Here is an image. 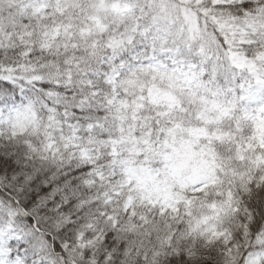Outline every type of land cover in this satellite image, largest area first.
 <instances>
[{
    "label": "trees",
    "instance_id": "1",
    "mask_svg": "<svg viewBox=\"0 0 264 264\" xmlns=\"http://www.w3.org/2000/svg\"><path fill=\"white\" fill-rule=\"evenodd\" d=\"M226 1L227 3L224 5H239L245 2V0L243 2ZM215 2L216 0H204L202 8L205 11L211 10L208 16L204 17L206 19L205 31L210 36H213L211 39L212 47L215 46L221 51L222 48L220 46L223 45V41L217 39L220 34L210 19L211 14L220 17L221 20H228L229 18L242 17L252 11L245 12L244 15H238V9L217 8L214 4ZM250 3L254 6V9L262 5L260 0H250ZM34 21L32 20L31 22ZM23 22H26V20L18 18L14 24L12 22L7 24L11 34L3 41V45H0V73H2L3 68L34 65L38 67L39 71L46 72L47 75L52 73L60 76L61 79L57 84L51 80L42 82L52 85V88L47 91L42 89L40 84L37 88L31 89L32 96L37 98V120L21 139L13 140L3 149H0V152L8 153L10 150L18 158L24 157L23 163L26 165L24 172L30 177H34L37 172H40L41 181L48 179L51 182L50 177L47 176L48 173L60 175L65 171L70 172L77 179L71 187L61 185L56 190L55 194L58 197L56 200H52V190L47 193L41 192L36 204L27 213H23L14 202L0 197L11 207H18V216L15 217V222L19 228L24 229L21 240H13L7 245L13 255L21 256L25 264H30L41 256L40 251L45 247V244H36L33 240L34 236L40 234L33 228L35 223L41 232L47 236L44 241L47 244L46 250L51 255V249H54L52 246L53 240L62 243L66 249L74 247L79 236L83 242H91V244L85 246L80 256L76 258L78 264H172L173 260H176L178 264H185V261L190 260L194 264L196 260L201 258L200 254H204L196 246L199 241L201 243L204 242L201 239L202 231L209 227L212 216L220 211L219 221L225 229H229L231 236L228 245L225 246V252H217L222 264H236L237 260L241 256L247 255L248 252L255 249H264V231L256 234L250 229L251 216L247 214L245 208L248 203V197L245 194L249 190V184L253 181L256 183L264 182L263 154L257 155V153L252 152L246 156V153L243 154L242 148L237 149L236 146L232 145V147L227 146L228 150L225 151L222 145L219 146L216 150L219 160L213 161V164L219 171L220 180L214 184V187L205 192L194 209L190 211L181 206L174 219L169 217L168 212L163 215L160 214L161 210L158 203L152 198L153 194H149L156 189L155 187H152L153 190L147 186L142 189L146 197L143 200V204L139 207L131 206L129 209L131 216L126 218L127 215L123 213L120 199L111 196V201L105 205L101 200V193L104 194L106 189L103 188L104 190L99 191L96 186H88L84 183L89 177L91 178L89 173L92 167L88 163L77 159L70 161L65 155H60V153L46 159L30 157L27 154L29 153L28 145L25 147L26 141L32 140L35 133H39V124H41L39 120L42 116H46L49 113L62 117V112L67 110L82 122L93 121L96 117L102 115L108 117L115 115L119 120L123 119L127 127L131 125V114L123 110L114 114L112 109L108 108L104 99V96L108 94V86L102 80H90L91 85L95 86V90L99 91V99L95 100L91 92L93 87L84 84L82 76L84 75L85 78L88 77L89 79L93 78V73L88 72H95L98 62L87 56V58L85 56L79 57V54L84 55V52L79 50L84 46L75 49L76 58H72L71 54L66 52L68 49L64 47V43L67 42V38L63 37L64 34L44 37L36 28L32 27L26 36V32L21 30ZM138 31L132 34L131 39L138 36ZM141 33L140 35L142 36ZM74 41V37L70 38V42ZM70 42H67L68 48ZM263 50L264 42H260L247 47L246 53L248 56H254L256 52ZM222 61L220 58L216 59L214 63L208 65V69L211 74H214L215 72L213 71L217 70L218 67H222L218 69L221 74L217 76V82L221 86L230 89L229 99H233L236 96L235 94H237V90L234 89V84L237 82L236 73L228 65H223ZM153 79L156 78L154 77ZM206 81L207 78L205 83ZM210 82L211 80L207 83L208 88L212 85ZM48 92L53 93L50 95ZM0 93L8 94L11 92L4 88L0 89ZM210 94L211 91L209 92ZM47 100L52 101L50 106L47 105ZM42 106L47 107L48 111H43ZM143 115L145 116L146 114ZM140 117H142V112ZM114 135H118V133ZM127 157L128 154L126 152L118 157L105 154L103 155L104 159L100 157L98 160L99 165L105 166L110 163V166L116 167L117 174H121L122 163H132L131 161H123L130 160ZM221 159L223 160L222 165ZM78 168L84 169V171L77 172L76 169ZM0 184L1 188L5 185L2 173H0ZM20 187H27L29 192H35L41 189V182L37 181L33 186L25 184ZM65 188H67L66 192L64 191ZM13 198L18 201L25 200V198L18 196ZM45 198H47V201H45ZM45 203L47 204L46 207ZM19 204L23 208V203ZM60 204H67V207L59 208L57 211ZM82 208L84 209L83 211H81ZM143 209L150 210L153 213H145L146 217L140 218L138 215ZM101 212L104 213L103 216ZM27 215L33 217L34 223H30L25 219ZM108 215L117 217V227H113L112 220L106 219ZM246 215L247 220L244 219ZM82 218L88 222L94 233L93 236L85 235L87 229L68 226L69 221L75 225ZM124 221L136 225L138 228L135 232H128L129 227H123ZM61 228H66L62 235L59 234ZM241 229H243L242 239L236 235ZM108 231L114 232L111 242L104 240L103 233ZM193 239L194 241H192ZM250 245L252 250L246 252L245 250H248ZM54 251L62 253L58 248L54 249ZM84 253H88V255H84ZM183 253H187V256L182 261L180 255ZM207 253L215 254L209 250H207ZM221 254L224 255L222 256Z\"/></svg>",
    "mask_w": 264,
    "mask_h": 264
},
{
    "label": "rangeland",
    "instance_id": "2",
    "mask_svg": "<svg viewBox=\"0 0 264 264\" xmlns=\"http://www.w3.org/2000/svg\"><path fill=\"white\" fill-rule=\"evenodd\" d=\"M202 0H182L183 3H191L198 6ZM154 3H160L163 12H168V4L172 3L175 7L174 0H99L98 2L93 3L90 6L82 8L81 0H0V44L3 45V41L11 34L10 29L7 27L9 22H13L16 18L26 16L29 19L35 18L34 22H24L22 30L23 32H30L31 28H36L42 36L54 37L57 34H77L84 42H88V45L85 43H64L66 52L70 53L72 58H76L75 49L83 47L81 50L83 54H79V57L87 56L89 58L99 57L102 51H105L109 46H113L114 42L117 41L119 37L124 34V23L133 16L137 7H139V14H142L145 9V5H152ZM198 11L203 16L206 14V11L203 12L202 9L198 8ZM184 18L191 25L189 31L192 33V38L195 40L197 36H203L201 23L197 16L195 10L189 9L187 7L182 9ZM135 15V14H134ZM169 17L172 21H175V17L172 13H169ZM201 20V18H200ZM219 22V21H217ZM205 20L203 18V29ZM220 31L225 37V43L228 45V60L231 65L236 70H247V73L251 74L253 77V82L249 86H244L243 91L246 92L244 102L245 103H257L264 102V77L259 70L258 61H251L242 53L241 49L244 44H248L255 39L264 37V9L254 15H250L242 19H230L225 23L219 24ZM155 32H160L162 29H159L158 26H154ZM207 33V32H206ZM26 36L28 34H25ZM166 35V33H165ZM155 37H153V40ZM153 40H148L152 42ZM105 44V45H104ZM119 45L122 42L118 43ZM144 46V44H142ZM156 45L153 44L152 48L155 49ZM73 49V50H72ZM72 50V51H71ZM106 53H104L99 60V64L102 65L106 61ZM155 54V53H153ZM134 58H136V63L140 62V59H143L141 52L134 51L132 52ZM118 57V56H116ZM159 58L162 62H166L170 66H175V62L180 59L177 54H167L166 51L162 50L159 53ZM264 59V55L258 57V60ZM148 59H144V63H148ZM127 61H122L118 64L110 66L109 70L105 74L104 81L108 86V94L104 96V99L109 107H111L114 114L120 110L125 111L126 113L131 114L130 119L139 118L140 113L145 108V104L142 101H145L146 97L151 101L152 104L158 105L161 102L165 103L168 111L161 113L160 115L170 116L171 109L169 108L168 100V89H158L155 86L150 87L148 91H142V85L140 86V95L138 98L133 101L128 97L130 89L125 86L123 90L117 86V82L120 80L123 72L120 70L124 68V64ZM182 65L180 69V78L183 82L188 83L189 85L195 81L198 75V64L190 61L180 60ZM119 66V67H117ZM41 69V68H40ZM1 77L7 80H10L12 83L17 84L21 90L27 93L26 100L30 107L26 108L20 118L16 120L17 131H22L23 133L27 132V129L35 122V111H36V101L33 100L31 89L39 85L35 83L36 81L45 82L46 80H51L55 83H59L61 77L54 75L52 73L48 74L46 72H41L38 70L37 66L34 65H22L18 68H8L7 71L4 70L1 74ZM85 77V76H84ZM82 76V81L89 85L90 80L88 77L84 78ZM128 84L134 83L133 81H128ZM171 84H169L170 86ZM159 86V85H158ZM92 89V88H91ZM93 90V89H92ZM92 95L95 99L99 97V91H92ZM8 95L6 97H9ZM176 97V96H175ZM5 97H0L4 99ZM193 99V98H192ZM182 107V111L185 112ZM209 114L210 111L208 110ZM49 113L42 120V123L39 124L41 134H36V142L29 143V153L28 155L47 158L48 156H53L52 154L56 151H59L61 155H65L66 158H79L81 160H91L92 164H95L102 152H109L114 156L120 155V149L122 148V140L115 141V139H104L101 138V135L107 132H122L123 129H127L126 123L123 124L122 119H118L115 115L109 117H104L101 121L98 120L95 123L88 122L87 124H79L76 121H71V118H67L65 115L63 118L51 115ZM202 112L199 111L197 115H201ZM205 114L202 118L203 125L206 127L209 133H206L202 130L188 129L192 131L189 134L192 140H195L197 137L201 145L209 149V146L213 144V140L218 139L219 133L218 130L213 132L214 129V117ZM264 115V104L257 110V117L261 120ZM120 117V116H119ZM148 120H155L151 118V115H147ZM171 121V120H170ZM145 124V130H140L141 137L144 138L146 149L149 153L153 154V157H140L138 153L142 152V149L136 153L133 152L134 159L132 165H127L126 169L124 168L125 174L127 177L125 179H120V176L114 179L115 171L114 168L108 169V166H101L98 170H95L92 173V179L89 180L87 184L97 187L98 190L103 188L107 189L113 195L120 196L122 192L126 195L122 197V205L124 207L123 213L126 218L130 217V212H127L129 207L132 205L138 207L142 205L145 194L143 192L144 187L158 178V173H161L163 169L173 171L174 177L172 175H166L167 180L166 184H170L171 180H187L194 178L193 183V192L191 193V198L200 193L201 188L205 185L204 181L207 176L208 165H205L202 162V156L205 155V150L203 147H198L193 150H183L180 147L179 143L175 140L170 141L167 138L162 140H157L154 135L155 129L152 125L148 126ZM218 123H216L217 125ZM178 129V126H171L167 130L175 131ZM86 134V135H83ZM131 132L129 131L127 137H129ZM161 134V133H160ZM164 137L163 135H160ZM13 140L9 136V127L7 122L3 126H0V149L10 144ZM128 141L123 142V144ZM165 144V146H163ZM174 144L177 145L174 147ZM170 147H174V154L168 155L163 153V148L168 150ZM67 151L69 152L67 154ZM144 152V151H143ZM67 154V155H66ZM170 158L172 161L168 162ZM136 163V165H135ZM160 168V171L158 169ZM129 174V175H128ZM218 176V174H216ZM172 177V179H171ZM131 179L138 182L139 189L135 186L130 187ZM104 190V189H103ZM156 191L150 192L153 194ZM100 193V192H99ZM181 193V192H178ZM161 197L160 206H163L164 210L169 211V217L171 219L176 218L175 213L178 211L179 206L182 204L180 198H173L169 195ZM109 201V198L106 194H102L101 200L103 203L104 199ZM193 201L191 199L185 200L184 207L192 209ZM0 210L4 211V208L0 204ZM14 212V213H13ZM15 210L12 209L13 216L15 215ZM152 212L150 210L143 209V211L138 215L140 218L146 217L145 213ZM163 212V211H162ZM161 212V214H162ZM153 213V212H152ZM103 216V212H101ZM107 220H112L113 227H117V217L116 216H106ZM166 220V217H165ZM123 227H129L128 232H135L138 228L136 225L129 224L127 221H124ZM168 223V222H167ZM13 221H7V223H2L0 226V240H10L11 238H18L19 233L15 231V227L12 225ZM142 227V226H141ZM201 239L204 241L201 243L199 241L198 249L204 254H200L201 258L198 260L200 264H215L217 261H220V256L218 253L225 252V246L228 245L229 240L231 239L229 229L224 227H218L214 225V228H209L207 232H203ZM194 241V239L192 240ZM87 244L81 240L79 236L77 238V244L74 247H68L67 250L70 252L68 260L62 259L60 253H54L51 259L52 264H68L70 260L74 261L77 257L80 256L82 250ZM45 245L46 242H45ZM67 246V245H66ZM217 248V249H216ZM207 250L211 253L208 254ZM45 251V250H44ZM43 251V252H44ZM218 252V253H217ZM264 253V252H261ZM15 264H20V259L15 258ZM42 259H39L37 262H41ZM249 264H261L260 256L251 254L248 257ZM0 262L5 264H11L6 262L4 257V251L0 250Z\"/></svg>",
    "mask_w": 264,
    "mask_h": 264
},
{
    "label": "snow or ice",
    "instance_id": "3",
    "mask_svg": "<svg viewBox=\"0 0 264 264\" xmlns=\"http://www.w3.org/2000/svg\"><path fill=\"white\" fill-rule=\"evenodd\" d=\"M260 3L264 4V0H260ZM216 7L238 9V15H244L245 12L254 10V6L250 3V0H245L243 4L239 5L218 4L216 5ZM222 40L223 37L221 38V41ZM35 83H39L40 87L45 91L52 88V85L50 83H42L40 81H36ZM4 88H7L12 93V95L9 97H5L4 99H0V126H3L4 123L7 122L9 127L10 139H21L24 136V133L22 131H17L15 122L18 118H20L22 112L26 108L30 107L26 100L27 93L21 90L10 80L0 79V89ZM46 103L50 106L52 104V101L47 100ZM42 110L47 112L48 108L42 106ZM25 147H27V144H25ZM24 159V157L18 158L17 155L15 153H11L10 150L8 153L0 152V173L3 174V179L5 181L4 187L0 188V197H3L7 201H11L14 203H23V209L25 213L29 212V210L32 209L33 205L36 204V201L40 197L41 192L47 193L49 192V190H52V200H56L58 197L55 193L61 185L71 187L76 182L77 178L74 177L70 172L66 171L60 175H53L52 173H48L47 176L50 177L51 182H49L48 179L41 181L40 172H37L34 177H30L24 172V168L26 167V165L23 163ZM76 171L82 172L84 171V169L78 168L76 169ZM37 181L41 182V189L39 191L29 192L27 187H20L21 185L25 184H27L28 186H33L37 183ZM64 191L66 192L67 188H65ZM14 196L23 197L25 198V200L14 201ZM245 196L248 197V203L247 205H245V208L247 214L251 216L250 229L253 230L254 233L259 234L261 231H264V182H251L249 184V190L245 194ZM45 201H47V198H45ZM46 206L47 204L45 203V207ZM64 207H67V204H60L57 208V211L59 210V208ZM83 210L84 209L82 208L81 211ZM25 219H27L30 223H34L33 217L31 215H27ZM244 219L247 220V215L244 217ZM68 226L87 229V231L85 232L86 236L94 235L86 219L82 218L80 222L75 225H73L72 222L69 221ZM65 230L66 228H61L59 234L62 235ZM36 231L39 232V229H37ZM103 235L106 242H111L114 236V232L108 231L106 233H103ZM236 235L237 237L242 239L243 229H241L240 232H238ZM44 239H47V236L43 233H40L33 237V240L36 244L42 243ZM52 246L54 249L58 248L62 251V259L68 260L69 252L62 243H58L57 241L53 240ZM251 250L252 246L250 245L249 249L245 251L247 252ZM84 255H88V253H84ZM221 255L223 256L224 254ZM253 255H259L261 264H264V253L254 252ZM185 256H187V253L181 254L180 259L183 261L185 259ZM172 264H178V262L176 260H173ZM185 264H193V262L189 260L185 261ZM194 264H200V262L196 260ZM216 264H222V262L217 261ZM236 264H249L247 255L241 256L239 260H237Z\"/></svg>",
    "mask_w": 264,
    "mask_h": 264
},
{
    "label": "clouds",
    "instance_id": "4",
    "mask_svg": "<svg viewBox=\"0 0 264 264\" xmlns=\"http://www.w3.org/2000/svg\"><path fill=\"white\" fill-rule=\"evenodd\" d=\"M142 2V0H141ZM175 7L172 3L168 4V12H163L160 3H154L148 5L144 9V17L142 21L141 31L147 30L149 35L145 36V40H153V43L156 45L155 49L151 46H146L142 50L141 55L143 59H140L139 63H136V58H132V49L136 45H132L128 48V56L125 57L127 63L124 64V68L120 69L123 72L120 80L117 82V86L123 90L127 86L130 91L128 97L135 101L140 95V86L141 85H159L162 88L168 89L170 83H174L176 88L174 89L178 95L182 97L185 101L186 106H188V114L182 115L181 119L186 126L196 125L198 122L195 120L193 113L197 111L199 105L190 103V91H182L180 85L183 83L180 79V69L182 65L180 60L190 61L192 57L188 54L192 49L199 48L201 44H204L205 41L210 39L205 32L204 35L197 36L195 40L192 38V33L189 31L191 25L188 21L185 20L182 9L187 7L189 9L195 10L197 16L201 17L200 23L203 30V18L202 14L198 11V7L195 4L183 3L182 0H174ZM139 7L136 8L134 14H139ZM169 13L175 17V21L169 17ZM154 26H158L159 29H162L160 32L152 31ZM211 27V25H210ZM166 33V35H165ZM221 36H217V39L221 40ZM178 49L179 57L175 62V66H170L166 62H162L159 58V53L164 50ZM187 50V51H186ZM155 53V54H153ZM144 59H148V63H144ZM119 67V66H117ZM156 79H153V78ZM128 81H133L134 83L128 84ZM145 104V108L142 110V114L151 115L152 119L157 120L156 131L154 135L157 140H162L167 138V133L164 137L160 136L161 128H169L171 124L169 121H175L177 113H173L171 116L160 115L168 111L164 102H161L158 105H154L150 100L145 99L142 101ZM148 124L151 125V120H148Z\"/></svg>",
    "mask_w": 264,
    "mask_h": 264
}]
</instances>
